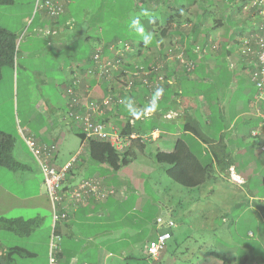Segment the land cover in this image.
Segmentation results:
<instances>
[{
    "label": "crops",
    "instance_id": "crops-1",
    "mask_svg": "<svg viewBox=\"0 0 264 264\" xmlns=\"http://www.w3.org/2000/svg\"><path fill=\"white\" fill-rule=\"evenodd\" d=\"M61 1L64 12L57 17L49 16L47 9L40 5L42 11L52 19V25H47L43 18L39 26L43 32L59 34L63 39L68 29L61 25L59 16H68L69 7L76 0ZM196 3L198 2L195 0H170V7L160 8L157 16L161 19V27L157 34L161 37L152 39L151 29L147 31L150 41L141 45V57L133 56V60L144 58L151 61L154 59L151 53L165 54L176 43L184 47L188 56L187 36L193 34L192 38L195 39L190 41L193 42L192 50L197 57H188L197 60L198 67L195 71L184 72L178 63L172 62L165 69L170 82L165 86L160 100H155L152 105L147 104V91L141 88L136 92L134 90L126 103L101 116L106 124L121 128L122 118L128 117L133 111L136 113L138 108L147 106L152 110V114L143 116L141 122L138 120L140 118H133L136 130L131 135L140 140H128L129 144L122 152L128 163L119 171H113L108 164L96 163L91 159L89 142H83L75 120L67 114L70 109L67 87L75 67L79 66L84 80L91 85L94 96H99L110 84L105 78H98L87 72L92 67L91 54L95 47L88 54L84 50L75 53L70 56V63L62 61L60 65L61 82H55L58 90L63 93L60 95L64 97L65 108L49 95H42L36 102L37 110L33 116L27 115L23 120L25 130L22 137L18 134L21 139L18 150L16 151V142L14 148V155L21 167H18V174L16 169L8 168L14 172L11 180L18 183V200L14 193H7L9 190L4 188V181L0 179V209L8 207L0 213V227L6 228L3 221L5 219H35L36 224L26 235L31 237L43 225L42 256L46 259V264H51L52 246L56 247L54 264H264V150L259 149L261 140L253 138L251 134L255 127L253 122L259 121L254 101L256 86L250 78L254 63H247L240 55V38L251 25V14L245 12L238 3L213 0L206 8L198 3V11L194 12L193 20L191 16ZM137 9L135 16L142 14V9ZM84 13L85 26L92 30L91 23L88 22V18L92 16L90 9L84 7ZM150 13L155 16V13ZM72 18L68 17L66 20L70 27H73ZM178 22L180 26L177 27ZM49 26L52 27L47 28ZM166 26L164 35L162 28ZM44 27L47 29H42ZM55 29L56 32H53ZM95 30L97 36H87V41H95L98 48L105 43L99 37V28ZM83 31L86 32L85 29ZM50 44L52 42L48 43ZM197 44L206 48L202 59L195 50ZM215 44L217 47H213ZM52 45L59 49L61 42H54ZM107 55L112 54L109 51ZM201 60H205L206 64ZM118 75L120 80H124L121 72ZM119 78L113 81L119 83ZM199 83L202 88L206 86L204 88L207 90L213 86L214 88L205 95L200 91L197 85ZM156 115L165 118L159 121L160 128L146 131L137 129L142 122L146 123ZM188 115L205 126L208 141L198 138L194 141L184 130ZM21 122L20 120V124ZM0 130L3 131L1 128ZM26 137H34L39 143L56 142L58 150L54 162L57 168H63L69 161H73L63 181L64 206L59 208L65 210L67 216L57 222L54 221V210L44 183V175L26 143ZM189 137L192 138L190 144L194 151L203 159L211 157L214 166L208 181L196 187H187L195 196L183 210L187 215L196 214L201 227L205 226L211 232L231 225L237 227L241 220L245 221L246 228L240 238L229 240L232 245L227 250L222 251L205 237L201 245L187 247L186 251L179 253H172L170 250L168 243L173 238L170 229L172 236L165 249L157 257H153L148 253L149 242L158 233L178 226V223L172 227L159 224L158 217H171V212L184 204L182 200H178L179 206H176L171 189L173 182L169 180L171 178L167 174V165L157 160L156 153L172 152L179 138ZM149 146H155V149L151 151ZM148 151L152 152L149 155L156 161L155 167L143 160ZM136 152L143 157L137 156ZM214 152H217L222 163L226 162L224 169L216 163ZM232 164L240 181L232 179L230 185L227 168ZM6 174L0 170V175ZM158 176L166 179L167 188H158ZM91 178L96 179L101 188L108 192L106 196H90L84 203H76L68 196L69 189L82 180ZM164 198L166 201H162ZM15 207H18V216L6 215L9 208L12 210ZM16 246L26 249V254L18 257V264L19 259H32L40 255L35 245L28 247L18 242ZM0 250L7 256L8 248Z\"/></svg>",
    "mask_w": 264,
    "mask_h": 264
},
{
    "label": "built area",
    "instance_id": "built-area-1",
    "mask_svg": "<svg viewBox=\"0 0 264 264\" xmlns=\"http://www.w3.org/2000/svg\"><path fill=\"white\" fill-rule=\"evenodd\" d=\"M199 2V0H196ZM225 1L230 4L232 2L241 5L245 12H249L251 25L247 28V33L242 34L240 38V55L247 63H254L253 69L250 71L252 83L256 86L254 101L257 105V115L259 117L258 124L251 130L253 137L261 140L259 149L264 150V0H218ZM154 3V2H152ZM41 6L45 7L49 16L57 17L64 12V6L61 0H45L41 2ZM191 24V23H189ZM188 25V24H186ZM193 23L191 24V26ZM56 32V29L53 30ZM213 47H217L216 44ZM112 55H106L102 48H96L91 54L92 67L87 71L89 75L105 78L113 81L120 72L125 80L124 86L118 88L116 85H110L107 91H102L99 96H94L91 85L84 80L83 73L80 72L79 66L73 69L70 84L67 87V94L70 109L68 116L75 120L79 131L85 135L84 141H88L94 137L107 139L120 152L124 151L129 139H133L134 135H124L121 129L115 125H108L101 116L108 111L117 108V106L126 103L128 96L134 91L135 82L147 91V104L163 96L164 88L170 82L165 74V69L172 62L178 63V66L187 72H193L198 67L195 59L189 58L183 46L176 43L171 46L161 58L147 61L144 58H136L140 56V48L134 46L130 42L118 41L109 46ZM196 52L202 59L205 56L206 48L197 44ZM141 57V56H140ZM132 59V60H131ZM206 64L205 60H201ZM167 65V66H166ZM166 67V68H165ZM88 81V80H87ZM162 90L157 95V90ZM136 118H143L152 114L149 107L138 108ZM134 120L131 119L132 124ZM26 143L32 151L43 175L44 183L49 194L53 210L54 221L57 222L61 218L67 216L65 210L59 208L63 205V181L66 177L68 168L73 164L69 161L63 168H57L55 165V157L57 154L56 142L39 143L34 137H26ZM228 176L237 181L234 164L227 168ZM68 196L76 203H84L90 196L104 197L107 195L101 188L96 179H84L75 187L69 189ZM158 223L167 227L175 225V221L168 215L158 217ZM172 233L164 230L158 233L157 237L148 244V253L150 256L157 257L166 247ZM52 255L50 262H56L55 250L52 246Z\"/></svg>",
    "mask_w": 264,
    "mask_h": 264
},
{
    "label": "rangeland",
    "instance_id": "rangeland-1",
    "mask_svg": "<svg viewBox=\"0 0 264 264\" xmlns=\"http://www.w3.org/2000/svg\"><path fill=\"white\" fill-rule=\"evenodd\" d=\"M43 1L44 0H13V2L9 4L0 3V26L9 29L17 35L15 64L12 67L6 66L2 68L0 75V128L7 133H11L16 138V151L18 150V143L21 142L18 134L22 137V132L25 130L23 120L27 115L33 116V113L37 110L36 102L42 95H49L51 99L62 103V107L65 108L64 97L60 95L63 93L58 90L55 82H61L62 73L60 71V65L62 61L68 64L71 62L70 56L82 50L88 54L94 47L96 49V46H98L95 41H87V36H97L95 25H91L92 30H88L85 26L86 16L83 7L88 0H76L77 4L74 5V9L78 11V14H75V18H72L73 27L66 24L68 16H59L61 25L66 26L68 29L67 35L63 37V39L60 38L61 36H58L59 34L51 35L50 33L40 30L41 27L39 25L43 18L47 25H52V19L40 8V4ZM131 2L132 0H116L118 7L121 4L130 6V4H132ZM102 3L103 0H99V4ZM198 3L193 5L194 11L192 16L194 12L198 11ZM116 8L114 5L109 4L106 10H110L109 13H114ZM121 11L122 10H120V12ZM130 11H132L131 8H129V12ZM136 13L137 10L134 11L133 16H135ZM192 16L191 18L194 20L195 17ZM203 21L204 20H202V22ZM50 27L51 26L47 28ZM47 28L44 27L42 29ZM83 29H85L86 32H84ZM49 42H52V44H54V42H61L60 48L58 49L52 44L48 45ZM151 54L154 59L162 57L155 53ZM117 77L119 78L118 74L115 79ZM108 82H110V84L108 83V87L110 85H116L120 88L125 84V80H120L119 83H115L108 79ZM134 87L135 92L142 88L137 85L136 82ZM20 120L22 121L21 124ZM149 148L152 151L155 149V146H149ZM151 151H148V155L146 158L144 156L143 160L149 166L155 167L156 161L149 155L152 153ZM136 153L137 156L143 157V155L138 152ZM143 160L138 159V161ZM0 170L4 172V174L7 172L6 175H0V179L4 181V188L9 190L7 192L8 194L14 193L18 200V183H13L11 180V175L14 172L1 166ZM15 171L18 174V169ZM158 179L160 180L158 188L162 190L167 188L166 179L164 180L161 176H158ZM169 180L173 182L171 183L173 184L171 185V189L172 195L176 201V206H179L178 200H182L184 203L183 207L171 212V218L178 223L177 227L174 226L173 228H169V231L171 229L173 232V238L168 243L172 253L184 252L187 250V247L193 248L199 246L203 243L205 237H207L206 239H210L212 243H215L216 247L224 251L227 250L228 246L230 247L232 245V243H229L230 239H238L241 237L242 232L246 228L244 225L245 221L243 220L240 221L237 227L231 225L215 232H211L205 226L201 227V222H199L196 214L187 215L186 211L183 210L190 205L191 198H193L195 194L189 191L190 188L183 187L172 179ZM229 181L230 183L228 184L232 185L231 183L233 180L230 178ZM237 181L240 180L237 179ZM151 186L155 187L156 185ZM196 190L198 191L199 188ZM212 195L218 196L217 194ZM157 199L160 200L161 198ZM1 200L4 201L3 199ZM162 201H166V198ZM7 208L8 207L0 209V213ZM41 212L44 215L43 210H41ZM152 212H154L153 209ZM6 215L18 216V207L12 210L9 208ZM47 222L48 220L46 219L45 223ZM42 230L43 225L37 228L31 237H26L28 234L20 235L17 231L0 227V249L16 246L18 242H22L28 247H33L35 245L34 247L40 255L32 259H19L20 264H26V262L46 264V259L42 256L44 250ZM7 258L5 253L0 250V262L7 264ZM14 264H18V254L15 255Z\"/></svg>",
    "mask_w": 264,
    "mask_h": 264
},
{
    "label": "trees",
    "instance_id": "trees-1",
    "mask_svg": "<svg viewBox=\"0 0 264 264\" xmlns=\"http://www.w3.org/2000/svg\"><path fill=\"white\" fill-rule=\"evenodd\" d=\"M169 1L170 0H132V4H130V6L121 4L118 7L116 0H103L102 4H99V0H88L84 7H88L92 15L88 18V22H90L93 26L95 25V28H99V30L101 31L99 37L104 39L105 45L98 48H102L103 52L107 55V53L110 51L109 46L112 43H117L120 40L130 42L134 46L139 47L141 50V45H143L144 42L142 41L141 37L137 35L135 31L130 27L131 20L135 17H140L141 24L146 33H148L147 31L151 29L152 39H154L155 37H161L157 34V31L159 30L158 28L161 27V19L159 16H157V12L160 8L165 9V7H170L168 4ZM212 1L213 0H199V3L201 6L206 8V5L208 7L209 3ZM12 2L13 0H0V3L2 4H9ZM164 3H167V5ZM75 4L77 3L75 2L70 5L68 17H74L75 14H78V11L74 9ZM109 4L114 5L115 8L117 6L114 13H109L110 10H106ZM137 7L142 9V14L133 16L134 11L138 10ZM129 8H131L132 10L130 11L131 14L129 12ZM120 10L122 11L120 12ZM145 12H147V16L144 15ZM150 12L155 13V16H153ZM178 26H180V22H178L177 27ZM170 27L171 26L169 24L168 29H170ZM166 31L167 26L162 28V34L165 35ZM192 35L190 34L187 36V38H189V40H187V53L189 57L194 58L197 56L196 53L192 50L193 42H191L190 40L195 39L192 38ZM183 37H185L184 34ZM16 52L17 35L9 29L0 26V75L2 68L6 66H14ZM139 84L140 83H138V85ZM197 85L199 86L200 91L205 95H208V93H210L214 88L213 86L210 90H207L204 88L206 86L202 88L200 83ZM137 113L138 111H136V114ZM134 117L135 116L131 114L126 118H122V120L120 121V129L124 135H131L133 131L136 130V127H134L131 122V119H133ZM164 119L165 118H161V116L159 115L153 116L146 123L142 122L137 129L146 131L148 129L160 128L159 121H163ZM138 120L141 122L142 118ZM257 124V120L253 122L254 126H256ZM184 130L194 139V141H196L197 138L204 142L208 141L205 137V126H203L200 121L191 117L190 115L187 116L186 121L184 122ZM79 132L80 137L84 138L85 135L83 134V132ZM191 137H189V139L179 138L176 141L175 149L172 152L159 151L156 153L157 160L167 165L166 169L168 176L173 181L190 188L199 186L208 181L212 174L214 166V160L211 157L203 159L202 157H200L199 153L194 151L192 145L190 144V141L192 139ZM132 140L137 141L140 139L133 138ZM218 140H221V138H219ZM88 142L90 148V157L94 162L106 163L113 169V171H119L124 165L128 163V159L124 156V154L118 151L109 140L94 137L88 140ZM14 148L15 138L12 135L0 130V166L13 170L21 167V163L18 162L17 158L14 155ZM213 154L215 156L216 163L220 165L222 169H224L226 167V162H221L217 152H214ZM3 221L6 228L17 231L19 234H29L32 231L33 226L36 224L35 219L25 220L22 218H13L5 219ZM6 254L8 257L6 260L7 264H14L15 255L18 254V257L25 255L26 249L20 246H12L8 248Z\"/></svg>",
    "mask_w": 264,
    "mask_h": 264
},
{
    "label": "clouds",
    "instance_id": "clouds-1",
    "mask_svg": "<svg viewBox=\"0 0 264 264\" xmlns=\"http://www.w3.org/2000/svg\"><path fill=\"white\" fill-rule=\"evenodd\" d=\"M144 15L147 16L148 15L147 12H145ZM130 27L135 31V33L137 35H139L141 37L142 41L145 44H147L150 41V39H151L150 34H148V33L145 32V30H144V28H143V26L141 24V19H140L139 16L138 17H135V18H133L131 20ZM161 92H162V90L158 89L156 94L157 95H160ZM129 108H130V106H129ZM132 115L135 116L136 113L133 111L132 112Z\"/></svg>",
    "mask_w": 264,
    "mask_h": 264
}]
</instances>
